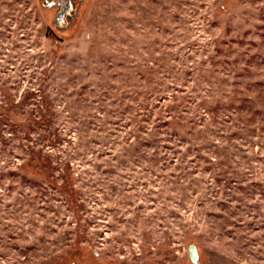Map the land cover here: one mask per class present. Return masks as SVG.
<instances>
[{
  "label": "rangeland",
  "instance_id": "rangeland-1",
  "mask_svg": "<svg viewBox=\"0 0 264 264\" xmlns=\"http://www.w3.org/2000/svg\"><path fill=\"white\" fill-rule=\"evenodd\" d=\"M0 264H264V0H0Z\"/></svg>",
  "mask_w": 264,
  "mask_h": 264
},
{
  "label": "flooded vegetation",
  "instance_id": "flooded-vegetation-1",
  "mask_svg": "<svg viewBox=\"0 0 264 264\" xmlns=\"http://www.w3.org/2000/svg\"><path fill=\"white\" fill-rule=\"evenodd\" d=\"M66 12H61V14H65ZM60 15V14H59Z\"/></svg>",
  "mask_w": 264,
  "mask_h": 264
}]
</instances>
